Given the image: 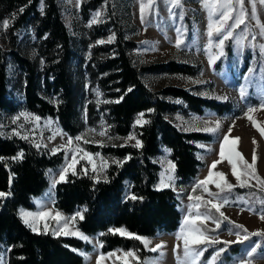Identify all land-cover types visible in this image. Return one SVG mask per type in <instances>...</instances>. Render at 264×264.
Instances as JSON below:
<instances>
[{
	"label": "trees",
	"instance_id": "obj_1",
	"mask_svg": "<svg viewBox=\"0 0 264 264\" xmlns=\"http://www.w3.org/2000/svg\"><path fill=\"white\" fill-rule=\"evenodd\" d=\"M100 1L83 2L82 5L88 12ZM21 8L23 12H20ZM0 20L9 21L6 31L12 40L21 28L29 24L36 40V54L42 59L38 71L27 57L0 45V117L3 112L16 109L8 95L7 63L10 56L23 73L24 109L39 117L54 118L68 136H75L81 124L77 111L78 85L68 69L73 49L57 0H0ZM92 29L97 37L110 32L115 34L112 42L93 46L88 59V66L91 65L88 78L97 85L103 97L96 117L103 121L109 134H133L143 146L81 142V147L87 152L110 156L114 161H124L128 156L131 159L122 166L114 161L108 162L103 178H97L89 169L84 171L82 163H78L75 175L73 171L67 172L66 180L52 188L53 206L72 217L78 211L83 214V219L76 217L72 221L83 234L95 238L100 254L109 255L114 250L123 253L132 251L135 256L131 263L141 264L156 256L157 251L146 249L138 239L114 234L109 229H125L134 236L147 237L177 229L180 212L175 191L168 187H156L159 166L152 158L160 154L163 147L170 149L169 158L175 164V176L187 180L196 175L202 164L196 155V142L210 138L201 132L180 131L166 118V114L184 109L196 114L210 109L220 114L229 108L223 102L200 97L175 86L157 91L148 88L141 78L142 72L192 74L194 68L174 61L135 66L128 52L133 45L124 39L113 16ZM242 59V67L246 68L248 59L245 56ZM165 96L178 98L180 103L168 101ZM117 100L120 102L117 103ZM87 108L86 112L90 115L92 106ZM141 112L145 113L143 120L148 122L134 124L135 116ZM20 152H23L22 159H12ZM0 157L3 158L0 159V191H11L6 199H0V258L4 255L6 264H83V257L77 251H90V243L79 237L33 231L23 223L18 213L20 207H34L33 199L49 186L48 172L61 165L63 151L52 153L47 146L29 138L0 134ZM132 193L143 199L131 200L128 197ZM235 193L244 195L245 204L252 211H264V193L254 187L239 186L233 188L230 194H218L232 198ZM209 211L213 219L219 221V228L226 227L247 236L239 242L219 243V247H228V252L237 253L254 241L264 246V235L247 233L217 212H206Z\"/></svg>",
	"mask_w": 264,
	"mask_h": 264
},
{
	"label": "rangeland",
	"instance_id": "obj_2",
	"mask_svg": "<svg viewBox=\"0 0 264 264\" xmlns=\"http://www.w3.org/2000/svg\"><path fill=\"white\" fill-rule=\"evenodd\" d=\"M91 1L93 0H57L62 20L71 38L73 49V55L68 62V69L71 78L78 85L77 111L79 112L81 124L75 136H68L54 118L49 116L39 117L24 109L22 90L25 82L23 73L13 59L10 56L8 57V95L14 101L16 109L12 112L2 113L0 117V134L6 137H27L37 144L47 146L52 153L60 150L63 151L61 165L48 172L49 186L40 196L33 199L34 207L32 209L20 207L18 213L20 215L21 210L31 213L49 212L51 213L50 216L35 220L34 226L37 231L53 234L55 230L60 233L57 235H64L63 232L66 230L70 234L64 236L79 237L71 234L77 231L82 233L74 225L71 219L72 215L63 213L53 206V179H58L60 171L71 164L74 152L77 158L74 170L78 163H82L81 166L84 171L89 169L97 178L105 176V168L108 162L114 161L113 158L102 156L99 153L97 156V153L87 152L81 147V142L87 141L85 143L95 145H134L136 142L135 140H127V137L133 134L125 136L109 134L103 121L96 117L98 104L103 101V97L100 89L93 83L92 79L89 80L87 75L91 67V65L88 66L91 48L101 44L98 41L103 40L105 43H108L110 36L114 35L115 37L114 32L97 37L92 27L106 23L113 16L123 32L124 39L133 45L128 52L135 66L174 61L179 64L191 65L194 68L192 74L164 71L142 72L141 78L148 88L157 91L166 86H175L194 95L223 102L229 108L220 114L210 109L205 110L202 114H196L185 109L166 114V118L180 131L201 132L209 135L210 138L208 141L196 142L198 147L196 155L202 164L194 177L181 180L175 176L174 172L172 173L173 180L171 182L167 180V174L163 177L164 185L171 183L172 187L168 188L175 191L178 200L177 209L180 212V222L177 229L173 231H161L155 236L150 237L140 236L151 241L148 246H145L148 250L161 243L165 245L162 249L157 250L158 254L156 256L144 260L141 264H145V262L147 264H191L190 259L184 256L183 240L177 241L176 233L180 231L185 217L189 216V204L195 203V201L188 199L189 195L193 197L202 196L205 200L209 199L207 193L203 192L202 188H196L195 191H193V188L196 181L204 180L207 177L212 162L220 159V143L225 134L229 135L230 141L239 137L235 146L236 150L242 154V157L248 163L252 162L253 151L255 150L257 156L255 168L259 177L264 178V136L253 126L252 121L246 115L249 107L256 108L257 110L250 115L253 120L264 126V109L259 107L264 103V52L261 51V46L264 45V36L260 35L257 21L250 18L251 3L249 0H245L244 3V8L249 13V18L246 19L245 24L234 30L233 38L224 42L223 55H220L221 49L215 46L218 40V37L215 35L213 37V46L211 48L208 47V12L203 6V0H181L182 7H173L168 0H154L151 9H146L143 23L141 22L139 11L141 0H101L87 12L82 3L88 4ZM143 2L147 3V0H143ZM233 2L235 4V0ZM235 9L234 15L239 13V5H235ZM83 11H86V13ZM256 11L259 23L264 24V4H260L259 0L256 3ZM97 12L100 13V16L96 17L98 22L90 23ZM181 12L183 13V18L180 16ZM3 21L0 20V45L7 50L13 49L18 51L32 61L39 71L42 59L36 54V40L30 25L28 24L21 28L14 40H12L7 34V29L3 27ZM229 23H232V21H229ZM177 29H179V39L182 41L179 48L175 46L178 38ZM245 29L247 30L246 32L244 31ZM242 34L246 35L247 38L240 44H237L236 38ZM253 36L256 37L255 40L252 39ZM228 49L230 50L229 55H227ZM210 55L214 57V62L211 64L209 63ZM244 56L248 59L245 64L246 68L242 67V58ZM250 69L251 71H249ZM241 88L245 91L243 97L240 94ZM165 99L180 103V99L178 98L165 96ZM50 100L53 101V99ZM88 105H91L93 109L90 115L86 112ZM138 116L139 113L135 116L134 124H136L135 121ZM35 117H39V121L35 120ZM217 121L220 123L217 131L207 132L202 130L206 127H215V122ZM230 127L231 133H228ZM101 132H106V135H100ZM77 136H81L83 139L77 141L75 139ZM69 137L72 138L71 145L67 144ZM253 140H255V144ZM229 147L231 145L225 149L226 155L228 154ZM53 149H57V151L53 152ZM77 149L82 151H76ZM166 149L168 148L163 147L161 153L152 158L159 166L156 182L157 188H167V186L161 184V173L165 172L168 168L167 162L172 161ZM84 152L93 156L91 162L84 158ZM94 167L95 170H93ZM237 170L241 171L239 164ZM71 171L73 170L70 169L68 172ZM212 171L214 173L212 182L207 185L211 192L220 193L215 187V182L219 181L220 178L215 173H224L227 181L233 185H237L227 159L218 163ZM251 184L256 185V181H252ZM237 187L239 186L237 185L234 188ZM254 188L264 193V190H261L258 185L254 186ZM223 192L230 194L232 189L230 191L226 189ZM244 199L243 194L235 193V196L232 198L218 195L214 199V202L222 204L221 211L227 217V220L237 225H242L244 229H247V233H264V220L260 219V214L264 211H252L245 204ZM225 200L227 201L226 203H224ZM207 210L216 212L215 209L210 208V206L206 208L203 204H201L199 209L193 208L191 210V220L186 227V234L196 228H200L201 231L207 229L205 235L211 240L218 241L211 244H198L201 248L200 250L209 248L206 252L212 253L204 261V263L209 264L211 257L215 256L216 259L218 257L217 253H220V249H222V246L219 248V243L231 244L239 242L244 239L245 235L240 234L237 237L236 231H232L226 227L212 232V230L217 228L212 220L206 221L201 226L200 221L195 220L196 212L204 213ZM57 212L62 217L59 222L54 218ZM45 225H47V230H45ZM83 235L87 236L88 240H82L92 245L90 251H77L83 257V264H97V260L101 256L103 259H100L99 264H116L113 259L119 261L121 264H134L131 263L134 257H126L119 250H114L112 252L113 255L110 256L100 254L95 238ZM177 244L180 247L174 251ZM253 244H256V241ZM248 246L251 245H246L241 249H245L243 254H232L227 259L228 261L225 260V256L227 255L223 253L220 256L219 262L222 264H240L243 259L245 264H247L250 259L251 264H264V254H254L252 258L247 257ZM0 264H6L4 255L0 258Z\"/></svg>",
	"mask_w": 264,
	"mask_h": 264
},
{
	"label": "snow or ice",
	"instance_id": "obj_3",
	"mask_svg": "<svg viewBox=\"0 0 264 264\" xmlns=\"http://www.w3.org/2000/svg\"><path fill=\"white\" fill-rule=\"evenodd\" d=\"M168 2L173 6V7H182L181 5V0H168ZM249 2L251 3V10H250V18L253 20L257 21V26L260 28V35L264 36V24H260L259 23V19L257 16V11H256V3L257 0H249ZM154 3V0H147V3H144L143 0H141L140 3V18H141V22H144V16H145V12L146 9L150 10L152 4ZM244 3L245 0H235V4L233 2V0H203V6L204 8L207 10L208 12V24H207V37H208V47L211 48L213 46V37L214 35L216 37H218V40L216 41L215 46L217 48H220V55H223V45L224 42L226 40H229L230 38H233V32L236 28H239L241 25L245 24L246 19L249 18V13L245 10L244 8ZM260 4H264V0H259ZM235 5H239V13L235 14ZM24 9L21 8L20 12H23ZM100 13L97 12L93 18V20L90 23H97V19L96 17H99ZM181 18H183V13H180ZM214 17H216L214 19ZM229 21H232V23H229ZM9 21L8 20H4L3 21V27L6 29L8 27ZM245 32L247 31L246 29L244 30ZM177 33H178V38L176 40V47L179 48L180 44H181V40L179 39V29H177ZM114 35L109 37L108 42H111L114 39ZM247 37L246 35L242 34L239 37L236 38V42L237 44H240L243 40H245ZM255 36L252 37L253 40H255ZM98 43H105V41L101 40L98 41ZM261 51L264 52V45L261 46ZM214 62V57L213 56H209V63H213ZM251 71V69L249 70ZM132 89H129L128 91H131ZM240 94L241 97H243L245 95V91L243 88H241L240 90ZM122 99V97H121ZM117 103H119L120 101L117 100ZM261 109H264V103H262L259 106ZM257 109L254 107H249L247 110V118L252 121L253 126L257 128V130L260 132V134L262 136H264V126H261L259 123H257L255 120H253L252 116L250 115L251 113L255 112ZM149 111H152L151 109ZM145 113L141 112L137 118V120L135 121V123L137 125H142L143 123H147L148 121L143 120L142 118L144 117ZM17 119H19V117H17ZM35 120L39 121V117H35ZM220 127V123L219 121L215 122V127H206L204 129H202L203 131H207V132H215L217 131V129H219ZM228 133H231V127L228 129ZM100 135H106V132H101ZM23 138H27V137H23ZM77 141L83 139V137L81 136H77L75 138ZM127 140H135V144L133 145L136 148H141L142 142L139 139H136V137L134 135H129L127 137ZM126 140V142H127ZM239 140V137L233 139V140H229V135L225 134L222 137L221 143H220V150H219V160H215L212 162V164L209 167V171H208V175L207 177H205L204 180H198L195 183V186L193 188V191L196 190V188H202L203 192L207 193L209 199L205 200L203 199L202 196H195L193 197L192 195H189L188 199L190 201H195L194 204H189L188 206V210H189V216H186L184 219V222L181 225L180 231L178 233H176V240L180 241L183 240V247H184V256L186 258H189L191 261V264H196V262L199 260V257L203 254V251H205L206 249H202L200 251H196L194 249H190L189 244H211V243H215L218 241H214L211 240L208 236L205 235V231H207V229H205L204 231H201L200 228H196V229H192L188 232V234H186V227L189 225L190 220H191V210L193 208L199 209L201 207V204H203L206 208L208 206H210V208L215 209L216 212H218L220 214V216L223 219H227V217L224 216L223 212L221 211V206L222 204L219 202H214V199L216 197H218V193H213L209 190V188L207 187V185L212 182V177L214 175L212 169H214L216 167V165L218 163H220L221 161L227 159L228 163L231 166V172L232 175L234 176V178L237 181V185L240 187H245V186H259L261 190H264V178L259 177L257 170L255 168L256 162H257V156L255 154V150L253 151V157H252V162L248 163L246 160H244V158L242 157V154L236 150V143ZM87 142V141H85ZM253 143L255 144V140H253ZM68 145L72 144V138L69 137L68 141H67ZM229 145H231V147L228 148V154L226 155L225 153V149L226 147H228ZM37 147H39V145H36ZM123 146V145H121ZM63 147V146H61ZM203 147V146H202ZM57 151V149H53V152ZM76 151H82L80 149H77ZM167 152H171L170 149H166ZM97 156L99 155L98 153L96 154ZM84 158H86L89 162L92 161L93 156L87 152L83 153ZM23 158V152H20L17 154V156L12 157V159H22ZM0 159H3L2 157H0ZM131 159L130 156L125 157L124 161H114V163H117L118 165H121L126 162L127 160ZM77 162V158L75 155V152L73 154L72 157V162L71 164L68 165V167L62 169L59 173V178L58 179H53V187H55V185L61 181H65L66 180V173L72 169L73 170V175H75V171H74V167L75 164ZM168 168L165 170V172L161 173V177H162V181L161 184L164 185V180L163 177H165V175L167 174V180L168 181H172L173 180V176L172 173L175 170V164L172 161H168ZM238 164L241 167V171L237 170V166ZM95 170V167L94 169ZM216 176H218L220 179L219 181L215 182V187L220 191L223 192L226 189L227 190H231L234 187H236L237 185H233L231 184L229 181H227L226 179V175L224 173H215ZM252 181H256V185L251 184ZM97 182L98 179H97ZM11 183V181H10ZM167 187H172V184L169 183L167 185H164ZM159 190V189H158ZM11 195V191L8 192H4V191H0V199H6L8 196ZM131 200H137V199H143L142 197H138L136 196L134 193L129 194V197ZM227 201L225 200L224 203H226ZM262 203H264V201H262ZM51 213L49 212H37V213H31V212H25L23 210H21L20 212V216L21 219L23 220V223L25 225H27L29 228H31L33 231H37L36 227L34 226V222L37 218H43V217H47L50 216ZM76 217H79L80 219H83V214L81 212H77L75 214V216L71 217L72 220H75ZM58 222L59 220L62 218L60 213H56L55 217H54ZM260 219L264 220V212H261L260 214ZM195 220L200 221L201 226L204 225V223L208 220H212L213 223L216 224V227L219 228L220 223L217 220H214L212 215L209 212H204L201 213L199 211L196 212L195 215ZM236 228L238 229H242L243 231L247 232V229H244L242 225H236ZM45 230H47V225H45ZM109 232L112 233H119L121 235H125L128 236L130 238H135L140 240L145 246H148L151 241L148 240L147 238L144 237H140V236H134L132 233L127 232L125 229H109ZM54 235L60 234L58 231L53 232ZM64 235H68L70 234L68 231H64L63 232ZM74 235L79 236L81 239L84 240H88L87 236H84L82 233L80 232H75V233H71ZM103 235V233L101 234ZM237 237H239L240 232L236 233ZM252 235H264V233L261 232H256V233H252ZM245 238H247V236H245ZM226 243V242H225ZM163 247H165V245L163 243L156 245L154 248L150 249L151 251H157L159 249H162ZM180 247L179 244L176 245V248L174 249V251L178 250ZM223 249H221L220 251H222ZM256 252V248L253 247L252 249H250L246 255L249 258L254 257V254ZM219 253H217L218 255ZM109 255H113L112 253H110ZM124 255L126 257H134L135 253L132 251L129 252H125ZM100 259H103V257L101 256L98 260H97V264H99ZM179 260V257H178ZM215 260V256L213 257V261ZM145 264H147V262H145ZM209 264H212V261L209 262ZM240 264H245V261L242 259ZM247 264H251V260L249 259V261L247 262Z\"/></svg>",
	"mask_w": 264,
	"mask_h": 264
},
{
	"label": "crops",
	"instance_id": "obj_4",
	"mask_svg": "<svg viewBox=\"0 0 264 264\" xmlns=\"http://www.w3.org/2000/svg\"><path fill=\"white\" fill-rule=\"evenodd\" d=\"M248 245H251V246H248V248H249V250L250 249H252L253 247H255L256 248V252H255V255L256 254H264V246H259V244H248ZM189 247H190V249H194V250H196V251H200V247H199V245H197L196 246V244H189ZM220 248V247H219ZM223 250L222 251H220V253L218 254V257L213 261V257L214 256H212L211 257V261H212V264H222V263H220L219 262V260H220V256L223 254V253H228V254H226L227 256H225V260H227V259H229V257L232 255V254H234V255H236V253H230V252H228L227 251V248L226 247H224V246H222L221 247ZM208 249L209 248H207L205 251H203V254L199 257V260L196 262V264H206V263H204V261H205V259L208 257V256H210L212 253H208V252H206V251H208ZM221 250V249H220ZM245 249H243V250H240L239 252H237V253H239L240 255L241 254H243V251H244ZM248 250V251H249ZM228 261V260H227Z\"/></svg>",
	"mask_w": 264,
	"mask_h": 264
}]
</instances>
